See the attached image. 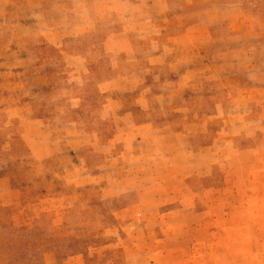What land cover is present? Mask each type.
Here are the masks:
<instances>
[{
    "label": "crops",
    "instance_id": "obj_1",
    "mask_svg": "<svg viewBox=\"0 0 264 264\" xmlns=\"http://www.w3.org/2000/svg\"><path fill=\"white\" fill-rule=\"evenodd\" d=\"M1 1H6L5 17L15 9L23 13L24 6L32 20L20 28L35 32V88L62 80V88L52 87L50 95L64 93L79 113L76 121L62 125L39 115L45 105L35 104L29 115L23 114L25 106L16 108L19 120L7 128L26 147L15 144L5 156L19 167L20 179L0 174V242L7 249L13 231L39 229L47 231L49 241L62 238L63 248L44 251L45 237L32 234L23 254L26 264H155V250L146 251L142 240L148 235L143 221L158 218L159 241L171 238L169 228L180 224L179 212L195 207V178L201 171L196 161L213 158L217 146L215 139L204 138L215 116L201 117L190 104L193 95H216L214 87L203 93L195 84L211 80L212 63L221 60L208 55L216 48L208 12L207 20L192 16L185 23L181 0ZM213 78L223 81L231 74ZM239 130L236 137L243 136ZM37 191L46 194L30 201ZM141 192L171 194L177 204L159 214L155 210L170 203L160 194L158 203L142 201ZM86 208L98 215L93 228L71 234L69 212ZM21 214L27 216L23 222ZM29 247H35L33 259ZM114 248L121 249L122 262L96 257ZM158 253L164 256L167 249ZM0 264H13L2 262L1 243Z\"/></svg>",
    "mask_w": 264,
    "mask_h": 264
},
{
    "label": "rangeland",
    "instance_id": "obj_2",
    "mask_svg": "<svg viewBox=\"0 0 264 264\" xmlns=\"http://www.w3.org/2000/svg\"><path fill=\"white\" fill-rule=\"evenodd\" d=\"M181 1L185 23H191L192 16L207 20L203 15L208 12L209 27L216 40L215 50L208 55L221 59L212 63L211 80L199 79L195 83L203 93L214 87L216 95H193L190 100L191 106L195 105L200 110L201 117L206 114L215 116V123L204 138L206 141L215 139L217 146L213 158L196 161L194 167L201 171L198 177H194L197 189L193 196L195 207L179 212L176 219L180 224L169 228L171 238L159 241L161 229L158 218L143 221L144 232L148 233L142 235L143 242L146 241L145 250H155L152 253L155 264H264V0ZM5 2L0 0V166L4 169L0 174L7 173L14 180L20 179L17 174L21 171L17 172L19 167L5 156H10V148L15 144L26 147L19 136L9 135L7 128L19 120L16 108L25 106L23 114L29 115L28 109L35 110V104L39 107L45 105V109L38 108L39 115L60 121L62 125L64 121H76L79 111L67 102L64 93L61 96L50 95L52 87L62 88V80L55 78L47 82L49 87L45 84L35 88V32L20 28L24 21L30 23L32 20L26 18L29 16L24 6L21 7L23 13H16L19 10L15 9L16 12L5 17ZM21 15L25 20L20 19ZM199 31L205 35L202 29ZM43 50L59 57L55 49L44 47ZM223 71L230 73L231 78L223 81L212 79ZM51 72L49 69L48 73ZM226 89L233 90L234 94L229 96ZM220 105L239 110L219 111ZM56 106L60 108L58 113ZM227 113L231 115L227 117ZM239 128H243L242 137L235 136L242 131ZM59 130L63 132L64 129ZM231 138L237 143H231ZM189 166L192 167L191 163ZM25 168L31 169L32 164ZM56 170L60 171L58 165ZM62 187L60 185L63 192ZM45 194L37 191L29 196V200ZM159 194L141 192L137 196L142 201L151 199L158 203ZM160 196L170 204L157 208L156 212L160 214L174 209L177 201L173 195L162 193ZM97 216L88 208L70 211L67 216L68 226L72 228L70 233L90 232ZM26 218L21 214L22 222ZM115 224L118 225L117 222ZM193 228L196 232H192ZM35 233L45 237L44 251L52 247L63 248L62 238L49 241L46 230L37 229L32 233L26 228L17 229L11 234L7 249L1 239L2 262L26 264L23 254ZM163 248L167 253L161 256L158 252ZM31 251L30 259H33L35 247H29V253ZM121 254V249L114 248L96 257L102 262L110 259L122 262Z\"/></svg>",
    "mask_w": 264,
    "mask_h": 264
}]
</instances>
